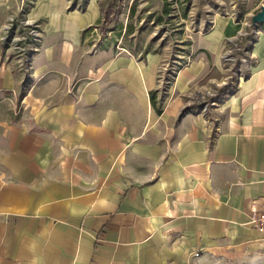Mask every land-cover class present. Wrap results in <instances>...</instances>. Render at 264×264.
<instances>
[{
    "label": "crops",
    "instance_id": "0c3cea01",
    "mask_svg": "<svg viewBox=\"0 0 264 264\" xmlns=\"http://www.w3.org/2000/svg\"><path fill=\"white\" fill-rule=\"evenodd\" d=\"M110 1L0 0L40 27L28 68L0 41V264H264V0H188L171 64L96 33Z\"/></svg>",
    "mask_w": 264,
    "mask_h": 264
},
{
    "label": "rangeland",
    "instance_id": "374dc122",
    "mask_svg": "<svg viewBox=\"0 0 264 264\" xmlns=\"http://www.w3.org/2000/svg\"><path fill=\"white\" fill-rule=\"evenodd\" d=\"M229 1L233 0H227L228 6H231L230 3L232 2ZM234 1L238 2V7L242 11L244 5L243 0ZM207 2L209 3V0H207ZM211 2L218 5V3L213 0ZM239 2L241 6H239ZM212 5L214 6V4ZM112 6L114 7L115 14L114 21H101L97 25L96 33L100 35L102 39L105 38L108 33V35L114 39L115 44L124 43L133 50L140 48L144 43L148 49H156L160 44L165 43L169 48L168 62L170 64L172 63V59L174 60V55L179 50H182L179 46H174V27L183 24L182 30H185L187 25H192L190 21L192 18L196 19V14H204L203 10H194L192 16H188L185 20H181V18H179L180 13L182 14L183 10L188 13L191 7V3H189L188 0H113ZM217 7L219 8L220 6ZM166 8L168 10L165 13L163 9ZM218 14L222 16H232V11L222 8L218 11ZM158 16H160L161 20L157 19ZM234 16L235 18L240 17L246 20V29L240 32L242 35L250 36L254 34L253 30H256V32L258 31L256 27H251V29L248 28L247 25L250 23V18L243 13H236ZM25 20L26 18L21 14H16V16L11 15L10 18L4 21L5 24L0 30V41L3 42V46L6 47V52L10 55L9 57L14 67L21 65L20 67L28 68L27 66L30 62L32 49L35 45L34 42L37 43L39 38L40 27L32 25L38 30L36 35L37 39L33 43L29 42V35L27 33L31 29V26H25L24 23L26 21L30 22L28 19ZM34 23L35 22H33V24ZM123 26L125 28L121 29ZM239 35L240 34H237V36ZM32 41L33 39L31 42ZM173 63H175L173 67L167 64L165 66L166 69L164 68L162 71L161 87L166 84L169 78L171 79L170 71L178 69L177 63ZM237 68H239V65L235 64L234 69Z\"/></svg>",
    "mask_w": 264,
    "mask_h": 264
},
{
    "label": "built area",
    "instance_id": "2783aa9c",
    "mask_svg": "<svg viewBox=\"0 0 264 264\" xmlns=\"http://www.w3.org/2000/svg\"><path fill=\"white\" fill-rule=\"evenodd\" d=\"M24 24H25V26H27V25L31 26V29L29 30V32L27 34L29 35L28 36L29 37V42L33 43L37 39L36 35H37L38 30H37V28L35 29L32 25H34L35 27H38V24L36 22L33 24V22L30 23V22H27V21ZM32 39H33V41L31 42ZM120 48L123 49V50H126V49H124L122 47H120ZM223 57H224V60H227V61L232 60V57L228 53H225L223 55ZM238 70L240 71V67L238 68ZM210 103H215V101H211ZM205 109H206V107L203 108V110H205ZM249 221L255 228L257 227L258 229L264 231V211H261V210H258V209L251 210ZM194 255L198 256V252H196Z\"/></svg>",
    "mask_w": 264,
    "mask_h": 264
},
{
    "label": "trees",
    "instance_id": "16d2710c",
    "mask_svg": "<svg viewBox=\"0 0 264 264\" xmlns=\"http://www.w3.org/2000/svg\"><path fill=\"white\" fill-rule=\"evenodd\" d=\"M112 2L113 0H111L109 3H108V7L106 8V12H105V20L106 21H110V18H109V15L110 14H113L112 15V19L114 18L115 14H114V7L112 6ZM164 11L163 12H167V8L166 9H163ZM158 20H161L160 19V16L157 17ZM157 95V92L156 90H150V102H151V105L152 107H155L157 109V111H160L159 107H157V104H156V101H155V97Z\"/></svg>",
    "mask_w": 264,
    "mask_h": 264
},
{
    "label": "water",
    "instance_id": "95a60500",
    "mask_svg": "<svg viewBox=\"0 0 264 264\" xmlns=\"http://www.w3.org/2000/svg\"><path fill=\"white\" fill-rule=\"evenodd\" d=\"M250 23L248 28L257 27L258 25L264 23V4L259 6V9L250 15Z\"/></svg>",
    "mask_w": 264,
    "mask_h": 264
}]
</instances>
